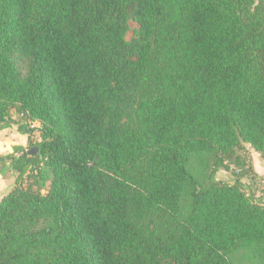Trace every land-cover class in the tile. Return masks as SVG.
<instances>
[{
	"label": "trees",
	"instance_id": "obj_1",
	"mask_svg": "<svg viewBox=\"0 0 264 264\" xmlns=\"http://www.w3.org/2000/svg\"><path fill=\"white\" fill-rule=\"evenodd\" d=\"M12 110L0 264H264V0H0Z\"/></svg>",
	"mask_w": 264,
	"mask_h": 264
},
{
	"label": "rangeland",
	"instance_id": "obj_2",
	"mask_svg": "<svg viewBox=\"0 0 264 264\" xmlns=\"http://www.w3.org/2000/svg\"><path fill=\"white\" fill-rule=\"evenodd\" d=\"M137 25L132 24L131 26V31L128 35V39H131L136 30H137ZM13 114H10V123H23L24 121L18 117L17 113L15 110L11 111ZM12 117H16L17 119H13ZM13 133L10 135L5 136L4 138L0 139V143L3 142L4 139L6 138H13ZM3 139V140H2ZM35 140H39V134L37 133L35 136ZM10 141L5 144L8 145ZM28 147V144H27ZM247 148V146H246ZM249 151V159L251 161V164L253 166V174L250 175L248 178L243 179V183L245 185L246 191L249 195H252L257 201L264 203V197H263V190H264V158L261 157V155L254 150H251L250 148H247ZM217 179L218 180H224V181H231V176L225 172V171H220L217 174ZM15 185V183H14ZM12 186V188L14 187ZM11 188V189H12ZM232 264H254L248 259V253L240 251L236 253L232 258L230 259Z\"/></svg>",
	"mask_w": 264,
	"mask_h": 264
},
{
	"label": "crops",
	"instance_id": "obj_3",
	"mask_svg": "<svg viewBox=\"0 0 264 264\" xmlns=\"http://www.w3.org/2000/svg\"><path fill=\"white\" fill-rule=\"evenodd\" d=\"M11 114H13L11 112ZM13 119H17L16 117H12ZM23 123H10V127L0 131V139L4 138L7 135H10L13 133V138H6L2 139L3 142L0 143V156H6L9 155L12 152V148L14 146H22L27 148L28 144V136L23 134L19 126ZM7 141L10 143L5 146ZM16 174L13 172L7 173L5 176L0 175V201L1 199L6 196L12 189V186L15 183Z\"/></svg>",
	"mask_w": 264,
	"mask_h": 264
},
{
	"label": "water",
	"instance_id": "obj_4",
	"mask_svg": "<svg viewBox=\"0 0 264 264\" xmlns=\"http://www.w3.org/2000/svg\"><path fill=\"white\" fill-rule=\"evenodd\" d=\"M247 148H250V146L249 145H247ZM37 151V149H33V153H35Z\"/></svg>",
	"mask_w": 264,
	"mask_h": 264
}]
</instances>
